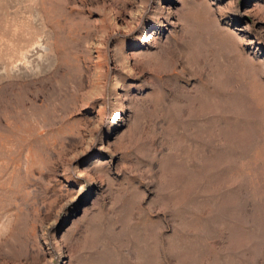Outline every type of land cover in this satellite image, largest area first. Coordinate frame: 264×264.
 Listing matches in <instances>:
<instances>
[{
  "label": "rangeland",
  "instance_id": "rangeland-1",
  "mask_svg": "<svg viewBox=\"0 0 264 264\" xmlns=\"http://www.w3.org/2000/svg\"><path fill=\"white\" fill-rule=\"evenodd\" d=\"M0 264H264V0H0Z\"/></svg>",
  "mask_w": 264,
  "mask_h": 264
}]
</instances>
